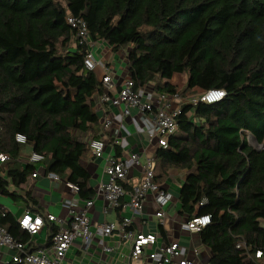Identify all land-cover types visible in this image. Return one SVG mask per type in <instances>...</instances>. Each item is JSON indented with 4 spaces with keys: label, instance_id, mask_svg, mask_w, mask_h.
Returning <instances> with one entry per match:
<instances>
[{
    "label": "trees",
    "instance_id": "1",
    "mask_svg": "<svg viewBox=\"0 0 264 264\" xmlns=\"http://www.w3.org/2000/svg\"><path fill=\"white\" fill-rule=\"evenodd\" d=\"M69 15L86 21L93 41L127 50L137 90L154 82V92L181 97L226 91L215 103L181 104L178 132L156 152L154 180L165 186L181 178L185 219L212 216L198 233L209 264H264V0H0V153L8 156L0 190L14 200L22 196L12 187L34 172L19 161L28 150L43 154L45 172L76 185L80 198L96 197L81 162L99 138L92 116L105 87L86 67L87 45ZM184 73L181 91L171 78ZM18 133L26 143L16 141ZM0 226L27 241L11 212H0ZM58 230L52 225L50 243ZM241 241L246 246L237 248Z\"/></svg>",
    "mask_w": 264,
    "mask_h": 264
},
{
    "label": "built area",
    "instance_id": "2",
    "mask_svg": "<svg viewBox=\"0 0 264 264\" xmlns=\"http://www.w3.org/2000/svg\"><path fill=\"white\" fill-rule=\"evenodd\" d=\"M69 23L76 30V37L81 43L87 45V55L85 57V65L88 69L94 70L98 62L94 58L92 49L97 45L93 41L88 32V26L84 19L69 15ZM105 87L104 92L100 95V102L105 106H124L125 114H130L133 109H139L143 113L153 116L157 124L156 138L159 146L167 147L168 139L178 132L177 116L181 112L182 103H197L199 100L206 103H215L220 101L226 95L224 89L211 88L206 90L198 99L191 98L185 102H181L183 98L180 94L156 93L157 99L146 100L142 94V89L137 90L135 83L129 76L121 83H117L115 78L107 73L102 78ZM223 93V95H220ZM176 104V106H174ZM103 126L108 129L112 124V117L108 114L103 118ZM16 141L26 143L27 137L22 133L16 135ZM91 151L96 158H102L105 154L107 141L103 138L92 140L90 143ZM8 158L6 154L0 153V161L3 162ZM130 160L139 164V155L137 153L129 154ZM45 156L41 153L33 151L29 156V163L38 165L43 163ZM154 160L148 159L144 170V175L139 184L133 187L128 192L124 187L129 174V165L126 163V157L110 156L105 172L108 175V180L105 181L99 193H102L108 202L109 208H121L126 211L127 206H130L132 215L124 216L119 224L109 222L104 224V235H111L114 231H118L119 236L131 244L130 258L132 260H140L146 256L152 264H195L189 257L188 252L180 241L173 240L159 244L155 249H150L157 244L158 238L156 233H144L131 228L135 215H140L144 212L145 202L148 195L154 196L158 210L156 216L164 218L166 216L165 208L172 202L174 196L165 186L157 184L154 180L155 176ZM38 171L34 170L33 176L36 177ZM48 176L52 180H60V177L49 172ZM67 185L78 192V187L67 182ZM129 193V194H128ZM128 194L130 199L128 203L123 204L122 198ZM93 199L85 200L84 205L80 206L76 202L68 200L66 205L70 209V220L66 226L61 225V220L54 214L46 215L48 221L55 222L60 225L59 230L53 235L50 245L39 247L36 250L30 248L31 239L44 228L46 220L44 216L25 210L17 219L20 228L27 234L28 240L21 241L13 237L8 230L0 226V254L4 248L9 254V258H1L0 264H73L67 259L69 248L77 240H82L85 246H89L94 239V233L91 229V218L89 212L94 205ZM206 203L203 200L201 204ZM5 214V211L2 212ZM212 221L210 214L195 216L192 219H185L182 223V230L190 233L198 234L202 228L209 225ZM264 227V222L262 223ZM246 246L245 242L237 243V248ZM105 251H110L112 248L104 245ZM199 251L198 247L194 249ZM263 256L262 250L256 251V257Z\"/></svg>",
    "mask_w": 264,
    "mask_h": 264
},
{
    "label": "crops",
    "instance_id": "3",
    "mask_svg": "<svg viewBox=\"0 0 264 264\" xmlns=\"http://www.w3.org/2000/svg\"><path fill=\"white\" fill-rule=\"evenodd\" d=\"M92 53L98 62L94 70L100 80L107 73H110L118 84L128 77L126 49H121L117 52L120 53L121 59L126 63L125 65L121 63V66H125L121 68L115 61L113 56L114 51L107 41H97V45L92 49ZM142 94L146 100L157 102L156 92L152 89L148 91L142 89ZM95 100L96 109L92 116V122L99 129L98 137L107 141V147L102 158H96L91 151L88 157L81 162L90 173V185L96 192L94 205L89 212L94 239L87 247L82 240L74 242L67 252V259L73 264H152L146 256L140 260H132L130 258L131 244L123 240L117 230L111 235H104L102 227L104 224L109 222L119 224L122 217L131 216L132 212L130 206H127L126 211L121 210L120 214L117 210L118 208H109L107 200L102 193H99V189L108 180L105 168L108 164L109 157L115 154V145H118L121 156L126 157V163L129 165V174L125 183L128 187L127 191L130 192L134 186L140 183L148 159L152 158L154 163H156V152L160 147L156 138V121L153 116L147 115L139 109H133L130 114H125L123 105L120 107L102 105L99 95L95 96ZM108 114L112 117V124L106 129L102 121L105 115ZM91 135L92 131L85 133L84 139H90ZM26 152L27 154L19 159L23 168L29 164V156L32 153L31 150ZM131 153H137L139 155V164L130 160L129 154ZM1 164L2 162L0 161V166ZM34 170L38 171L36 177L33 176L32 172L28 175L29 177L26 183L19 187H12V189L22 196V199H13L18 208L17 211L0 204V212L9 211L16 219L27 209L33 213L44 215L45 217L48 213H51L61 220L62 226H66L70 220V209L66 205L67 201L70 200L82 206L85 200L80 198L78 192L71 189L67 185V182L61 178L60 180H52L47 172H45L44 163L36 165ZM4 176L6 175L4 174ZM175 182L179 184L176 185L178 186L176 191L172 190ZM181 182V178L176 176L166 182L165 187L173 192L175 197L165 208L166 216L163 219L156 216L158 207L154 196L150 194L145 202L144 212L134 216L131 228L144 233L157 234V244L148 249V251L155 249L159 244L177 240L185 247L189 257L195 264H209L211 254L200 243L199 234L182 230L181 226L185 217L179 214L178 206ZM1 194L3 193L0 190V200L2 198ZM128 194L122 198L121 202L123 204L128 203L130 199ZM28 195L37 200V203L27 202L26 197ZM50 223L46 220L41 232L31 239L30 248L46 247L49 245L52 225L60 227L58 223ZM160 227L164 229L166 235L161 233ZM104 245L112 248V250L105 251L103 249ZM195 247L199 248L198 252L194 250ZM0 255L2 259L4 257L6 259L9 258V254L4 248L1 250Z\"/></svg>",
    "mask_w": 264,
    "mask_h": 264
},
{
    "label": "rangeland",
    "instance_id": "4",
    "mask_svg": "<svg viewBox=\"0 0 264 264\" xmlns=\"http://www.w3.org/2000/svg\"><path fill=\"white\" fill-rule=\"evenodd\" d=\"M122 50H125V48H122ZM122 53H123V51H122ZM113 56H114V59L118 63L120 68L121 67H125L124 65L126 63L124 62L123 59H121L120 53L114 52ZM121 63H123L124 65L121 66ZM187 79H188L187 73L175 74L174 77L172 78V83L176 84L178 86V88L182 91V90L185 89V87L187 85ZM154 84H155L154 82L148 83L143 88V90L144 91H148L150 89L153 90ZM198 94H199V90H197L196 93H191V94H189L186 97H182L183 100L181 102H185V101H187L188 99H191V98L198 99ZM248 140H249V143L252 146L256 147V148L260 149L262 147L261 144L251 134H248ZM176 185H179V184L175 182V186L174 185L172 186V190H174V191L177 190L178 186H176ZM1 197L2 198L0 200V204L4 205L6 208H13L15 211H17L18 208L16 207L15 201L13 200V198L11 196H8V195H5V194H1ZM174 197L175 196H173L172 201L174 200Z\"/></svg>",
    "mask_w": 264,
    "mask_h": 264
},
{
    "label": "clouds",
    "instance_id": "5",
    "mask_svg": "<svg viewBox=\"0 0 264 264\" xmlns=\"http://www.w3.org/2000/svg\"><path fill=\"white\" fill-rule=\"evenodd\" d=\"M220 95H223V93H220Z\"/></svg>",
    "mask_w": 264,
    "mask_h": 264
}]
</instances>
